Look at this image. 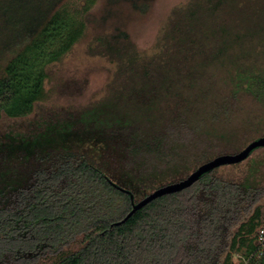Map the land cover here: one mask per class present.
<instances>
[{
	"label": "trees",
	"instance_id": "16d2710c",
	"mask_svg": "<svg viewBox=\"0 0 264 264\" xmlns=\"http://www.w3.org/2000/svg\"><path fill=\"white\" fill-rule=\"evenodd\" d=\"M150 2L0 0V264H264V146L117 223L264 136V0H186L148 51L125 21ZM83 40L108 74L79 104L52 68Z\"/></svg>",
	"mask_w": 264,
	"mask_h": 264
},
{
	"label": "rangeland",
	"instance_id": "374dc122",
	"mask_svg": "<svg viewBox=\"0 0 264 264\" xmlns=\"http://www.w3.org/2000/svg\"><path fill=\"white\" fill-rule=\"evenodd\" d=\"M74 3H82L85 0H72ZM186 0H151L149 7L143 13L133 14L128 16L125 21V29L130 33L131 37L137 42L140 48L151 51L157 33L166 19L170 9L178 4L185 2ZM122 6L126 10H130L131 4L127 1H123ZM120 4V5H121ZM103 7V0H96L94 10ZM129 12V11H128ZM86 41L83 40L78 43L74 49L63 59L61 63H58L52 68V79L54 86L48 84L49 96L46 100V105L57 106L55 103L64 104L65 98L60 96V90L57 91L55 87L60 79L65 77H75L87 84L85 98L83 101H78L79 104L87 103L91 98L97 96L100 93L101 87L106 80L108 74L105 68V62L86 54ZM59 88V87H58ZM54 104V105H53ZM6 127L0 124V133L5 131ZM264 150V149H263ZM263 150H255L240 165L229 167V165L220 166L221 171H234L238 172L247 167L251 158L257 157L263 153Z\"/></svg>",
	"mask_w": 264,
	"mask_h": 264
},
{
	"label": "water",
	"instance_id": "95a60500",
	"mask_svg": "<svg viewBox=\"0 0 264 264\" xmlns=\"http://www.w3.org/2000/svg\"><path fill=\"white\" fill-rule=\"evenodd\" d=\"M261 146H264V136L253 139L237 153H226L213 157L212 159L200 164L184 179L162 185L147 193L144 197L134 203L131 211L117 223L126 221L136 210L140 209L150 201L162 195L177 192L191 186L207 171L223 165L234 164L245 160L254 149Z\"/></svg>",
	"mask_w": 264,
	"mask_h": 264
},
{
	"label": "built area",
	"instance_id": "2783aa9c",
	"mask_svg": "<svg viewBox=\"0 0 264 264\" xmlns=\"http://www.w3.org/2000/svg\"><path fill=\"white\" fill-rule=\"evenodd\" d=\"M259 237L261 241L264 240V227H262V229L260 230Z\"/></svg>",
	"mask_w": 264,
	"mask_h": 264
}]
</instances>
